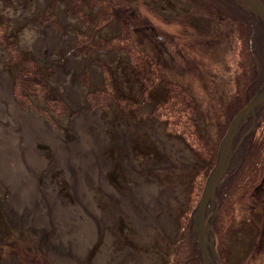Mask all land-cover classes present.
I'll return each instance as SVG.
<instances>
[{
    "label": "rangeland",
    "instance_id": "rangeland-1",
    "mask_svg": "<svg viewBox=\"0 0 264 264\" xmlns=\"http://www.w3.org/2000/svg\"><path fill=\"white\" fill-rule=\"evenodd\" d=\"M0 69V264H93L103 248L105 264H203L193 213L264 84V28L242 2L0 0ZM246 128L205 211L221 264H264V107L242 144ZM90 129L111 191L91 187L100 214L79 255L53 238L85 201Z\"/></svg>",
    "mask_w": 264,
    "mask_h": 264
},
{
    "label": "bare ground",
    "instance_id": "bare-ground-1",
    "mask_svg": "<svg viewBox=\"0 0 264 264\" xmlns=\"http://www.w3.org/2000/svg\"><path fill=\"white\" fill-rule=\"evenodd\" d=\"M0 76H4L0 69ZM72 87L76 90H79L77 84L72 81ZM83 131V130H82ZM81 130L79 132H82ZM92 137V140L89 144L84 145V149L89 150L90 148L96 149V155L92 158V162L89 161V168L83 174L81 178L80 186V193L86 195L85 201L83 200L82 203L77 204L76 212L70 213H62L59 212L58 216H56V225L57 229L60 231L57 235L53 238V245L54 247L62 250H68L70 252L78 253L79 255L83 254V250L85 249L86 245L91 239V236H95L96 229H97V221L99 217V210L97 209V203L94 199L93 192H89L91 187H99L102 189L103 192L106 193L107 191H111L108 183L105 180V171L103 172V164L104 158L101 156V152L104 147V140L103 138L97 136V132L94 129H90L89 132L85 131ZM86 170V169H85ZM84 170V171H85ZM146 188L141 187V195L144 198L149 196L151 193L156 194L157 188L156 186L151 183H146ZM136 192V191H135ZM69 205H66L68 207ZM82 216L83 221L80 222V217ZM47 220H50V215L47 217ZM73 226L74 229L70 230V227ZM110 241V238L108 237ZM107 251L106 248H103L101 253H99L93 264H105V259Z\"/></svg>",
    "mask_w": 264,
    "mask_h": 264
},
{
    "label": "water",
    "instance_id": "water-1",
    "mask_svg": "<svg viewBox=\"0 0 264 264\" xmlns=\"http://www.w3.org/2000/svg\"><path fill=\"white\" fill-rule=\"evenodd\" d=\"M242 2L255 16L264 28V5L260 0H239ZM264 103V87L257 92L251 100L243 107L232 119L224 138L221 140L216 163L208 174L201 198L196 206L192 217V225L197 236V245L202 255L203 264H221L215 251V237L211 229V219L215 213L213 209L211 215L205 218V211L209 201L215 205V192L217 186L225 176L230 165L234 152L232 151V143L241 128L244 120L249 114L255 117V113L259 106ZM210 234L211 239L208 237Z\"/></svg>",
    "mask_w": 264,
    "mask_h": 264
},
{
    "label": "flooded vegetation",
    "instance_id": "flooded-vegetation-1",
    "mask_svg": "<svg viewBox=\"0 0 264 264\" xmlns=\"http://www.w3.org/2000/svg\"><path fill=\"white\" fill-rule=\"evenodd\" d=\"M162 42H163V40H161ZM264 87V84H262V86L260 87V88H258V90L255 92V94L257 93V92H259L262 88ZM254 94V95H255ZM253 95V96H254ZM252 96V97H253ZM251 97V98H252ZM251 100V99H250ZM249 100V101H250ZM248 101V102H249ZM247 102V103H248ZM246 106V105H245ZM244 106V107H245ZM264 107V103L263 104H261L260 106H259V108L257 109V111H256V113H255V117H253L252 116V114H249L247 117H246V119L244 120V122H243V124H242V126H241V128H240V130L241 129H243V127L244 126H248V128H246L247 130L242 134V136L239 138V141L240 142H242V144L244 143V141L245 140H247V138L249 137V136H252L253 135V133H254V131H255V129H256V125H257V120H258V115H259V112H260V110L262 109ZM243 108V107H242ZM241 108V109H242ZM240 130H239V132H240ZM239 132H238V134L236 135V138H235V140H234V142H233V145H232V150H233V152L236 154L237 153V151H238V147H239V145H235L234 146V143H235V141H236V139H237V137H238V135H239ZM238 148V149H237ZM234 155V154H233ZM233 157V156H232ZM232 160L233 159H231V162H232ZM231 162H230V164H231ZM230 166V165H229ZM230 167H228V169H227V172H226V174H225V176L229 173V169ZM224 179V178H223ZM216 209H215V213H216ZM212 213V212H211ZM215 213H214V215L212 216V219L214 218V216H215ZM209 215H211V214H209ZM208 215V216H209ZM212 219H211V221H212Z\"/></svg>",
    "mask_w": 264,
    "mask_h": 264
}]
</instances>
